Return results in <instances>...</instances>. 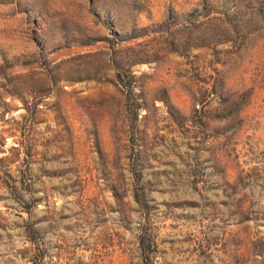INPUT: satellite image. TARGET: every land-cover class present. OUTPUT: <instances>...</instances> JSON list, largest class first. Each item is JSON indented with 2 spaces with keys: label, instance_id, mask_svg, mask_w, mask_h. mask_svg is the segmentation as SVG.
<instances>
[{
  "label": "rangeland",
  "instance_id": "obj_1",
  "mask_svg": "<svg viewBox=\"0 0 264 264\" xmlns=\"http://www.w3.org/2000/svg\"><path fill=\"white\" fill-rule=\"evenodd\" d=\"M0 264H264V0H0Z\"/></svg>",
  "mask_w": 264,
  "mask_h": 264
}]
</instances>
